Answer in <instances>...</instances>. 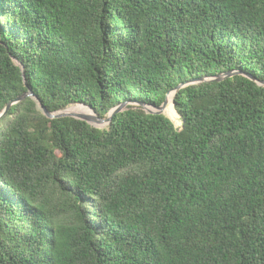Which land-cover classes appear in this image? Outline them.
Wrapping results in <instances>:
<instances>
[{"label":"trees","instance_id":"obj_1","mask_svg":"<svg viewBox=\"0 0 264 264\" xmlns=\"http://www.w3.org/2000/svg\"><path fill=\"white\" fill-rule=\"evenodd\" d=\"M244 73L264 80V0H0V112L32 88L105 117L207 78L166 110L181 127L136 104L104 128L13 104L0 264H264V85Z\"/></svg>","mask_w":264,"mask_h":264},{"label":"water","instance_id":"obj_2","mask_svg":"<svg viewBox=\"0 0 264 264\" xmlns=\"http://www.w3.org/2000/svg\"><path fill=\"white\" fill-rule=\"evenodd\" d=\"M235 73H243V71L242 70H237V69L231 70V71H226V72H223V73H220V74L216 75L214 77V79L221 80V79H224L226 76H231V75H233ZM244 74H246L247 76H249L252 79L256 80L259 84L264 85V80H259L256 77H254L253 75H251L250 73H244ZM24 76H25V73H24ZM206 79H207L206 77H200V78H196L194 80L188 81L186 83L178 84L173 90H171V91H169L167 93V95L165 97V100L160 105H156L154 103L147 104V103H144L142 101H122L118 105L114 106L111 110H109L105 117L100 116L99 113L93 107H91L90 105L86 104L85 102H80V103H83V104L89 106L94 111V114H91V113L90 114H87V113H78V114H76V113H68V112L65 111L67 108L66 109L64 108V109H60V110L51 111L45 106V104L42 102V100L35 94L33 89L30 88L26 92H24L21 95L17 96L15 99L10 100L5 105V107L2 109V111L0 112V118L3 117L7 113L8 109L13 104H16V103L22 101L23 99H25L28 96H31V97L35 98L38 101L39 107L43 110V112L49 118L75 117V118H78V119H81V120H85L88 123H90V124H92V125H94L96 127L104 128V127H106V126L111 124L114 115L116 113L124 110V108L127 106V104L141 105V106H143L145 108L146 111H148L150 113H164V114L167 115L166 107L169 104V94L172 93V95H173L172 96V103H173V105L175 107V95H176V92L178 91V89H180L181 87L185 86L188 83L199 82V81H203V80H206ZM176 111H177V113L180 116V113L178 112L177 109H176Z\"/></svg>","mask_w":264,"mask_h":264},{"label":"bare ground","instance_id":"obj_3","mask_svg":"<svg viewBox=\"0 0 264 264\" xmlns=\"http://www.w3.org/2000/svg\"><path fill=\"white\" fill-rule=\"evenodd\" d=\"M172 96H173L172 93L169 94V98L171 100V104L168 107H166V110H170V109L174 108V105L172 103ZM79 105H84L85 108H81ZM65 111L68 112V113H76V114H78V113H87V114L91 113V114H94V111L89 106H87V105H85L83 103H79V104H77L75 106L69 107Z\"/></svg>","mask_w":264,"mask_h":264},{"label":"rangeland","instance_id":"obj_4","mask_svg":"<svg viewBox=\"0 0 264 264\" xmlns=\"http://www.w3.org/2000/svg\"><path fill=\"white\" fill-rule=\"evenodd\" d=\"M75 104H79V103H73V104H70L69 106H67L66 108H69L70 106H73V105H75ZM81 108H85L84 107V105H79ZM65 108V109H66ZM167 113V112H166ZM167 115L168 116H170L168 113H167ZM171 117V116H170ZM172 119H173V121L175 122V125L177 126V127H181L182 126V119H181V117L180 116H178V120L176 119V118H173V117H171Z\"/></svg>","mask_w":264,"mask_h":264}]
</instances>
